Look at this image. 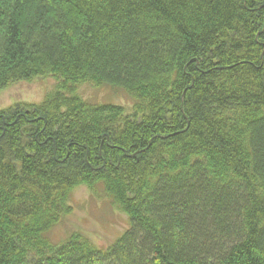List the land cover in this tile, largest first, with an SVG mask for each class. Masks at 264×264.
<instances>
[{"label":"trees","instance_id":"1","mask_svg":"<svg viewBox=\"0 0 264 264\" xmlns=\"http://www.w3.org/2000/svg\"><path fill=\"white\" fill-rule=\"evenodd\" d=\"M39 78L0 109V264H264V0H0V93ZM80 187L109 248L47 238Z\"/></svg>","mask_w":264,"mask_h":264},{"label":"rangeland","instance_id":"2","mask_svg":"<svg viewBox=\"0 0 264 264\" xmlns=\"http://www.w3.org/2000/svg\"><path fill=\"white\" fill-rule=\"evenodd\" d=\"M56 83L52 78L16 83L0 93V109L18 102L39 103L54 89ZM79 91L82 98L93 105L122 106L128 112L134 105L133 99L123 90L83 85ZM100 193L102 199H98L99 194H90L86 187L76 189L72 197L74 211L47 234L49 241L62 245L73 233L78 232L95 247L106 249L127 232L131 222L125 215L116 212L111 202L102 195V189Z\"/></svg>","mask_w":264,"mask_h":264}]
</instances>
